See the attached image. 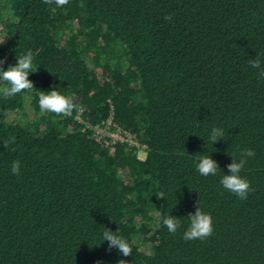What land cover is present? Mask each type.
Listing matches in <instances>:
<instances>
[{
  "label": "trees",
  "instance_id": "16d2710c",
  "mask_svg": "<svg viewBox=\"0 0 264 264\" xmlns=\"http://www.w3.org/2000/svg\"><path fill=\"white\" fill-rule=\"evenodd\" d=\"M28 51L34 87L0 95V264H264V78L248 64L264 68V0H0L3 70ZM52 90L80 111L41 113ZM109 116L143 158L93 137L87 124ZM213 127L224 130L214 144ZM243 149L255 156L242 200L220 180ZM201 156L217 175L196 171ZM198 204L213 233L185 241ZM107 229L130 256L108 250Z\"/></svg>",
  "mask_w": 264,
  "mask_h": 264
},
{
  "label": "clouds",
  "instance_id": "9594fccd",
  "mask_svg": "<svg viewBox=\"0 0 264 264\" xmlns=\"http://www.w3.org/2000/svg\"><path fill=\"white\" fill-rule=\"evenodd\" d=\"M44 4H54L57 7L65 6L69 3V0H43ZM83 7V4H81ZM166 21L171 20V16H165ZM4 59H0V81L6 82L5 86L0 87V95L5 99L13 97L22 91L31 90L34 86L28 75L33 71V55L31 51L27 54L17 57V63L15 66H9L7 70H3ZM250 67L260 69L259 76L264 78V68H261V60L259 57L250 59L248 61ZM39 108L41 113H54L57 116L70 117L74 111H80L78 105L74 104L72 99L61 95L58 91L52 90L48 94L43 92L39 95ZM224 139V130L219 127H213L208 136V140L214 144L218 140ZM15 143V137H11L3 142L4 148H8L10 144ZM255 152L251 149H243L240 152V159L234 156L232 162L226 167L230 174L222 176L220 183L223 188L239 199H247L250 190V182L242 178L239 174L247 163L248 157H254ZM219 170V166L215 160L210 156H201L196 164V171L204 177L215 176ZM11 171L15 175H20V163L14 161L11 165ZM161 199H165L163 193L157 195ZM189 225L183 233V239L185 241L191 240H205L213 233L212 218L209 214L204 213L199 204L194 213L188 214ZM162 223L166 226L169 233L175 235L177 229L181 227L180 219L168 215L163 218ZM103 241L108 242V250L113 248L117 249L118 253L124 257L130 256L133 252L129 242L119 235V231L113 233L111 230L103 232ZM118 264H127L123 259L118 261Z\"/></svg>",
  "mask_w": 264,
  "mask_h": 264
},
{
  "label": "built area",
  "instance_id": "2783aa9c",
  "mask_svg": "<svg viewBox=\"0 0 264 264\" xmlns=\"http://www.w3.org/2000/svg\"><path fill=\"white\" fill-rule=\"evenodd\" d=\"M79 113L80 112H78L77 119L82 121ZM82 122L84 123V121ZM87 125L93 130V137L97 141H100L101 138H103L104 136H109L111 138V143H114L115 141H124L132 146L138 147L139 148L138 151H143L145 147V145L140 144L138 142V140L136 139L133 133L122 129L119 125L113 123L111 116H109V118H107L101 124H96V125L87 124ZM113 149L114 148L111 147V151Z\"/></svg>",
  "mask_w": 264,
  "mask_h": 264
},
{
  "label": "rangeland",
  "instance_id": "374dc122",
  "mask_svg": "<svg viewBox=\"0 0 264 264\" xmlns=\"http://www.w3.org/2000/svg\"><path fill=\"white\" fill-rule=\"evenodd\" d=\"M27 108H28V106H27ZM28 111H29L30 114L32 113L31 109H29ZM138 156L143 158L144 157V152L143 151H138ZM145 250L148 251V250H150V248L148 246H146Z\"/></svg>",
  "mask_w": 264,
  "mask_h": 264
}]
</instances>
